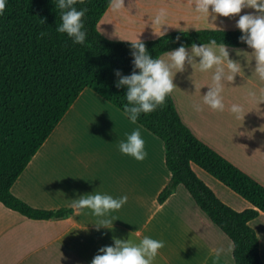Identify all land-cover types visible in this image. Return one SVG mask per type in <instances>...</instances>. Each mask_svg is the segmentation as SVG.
Wrapping results in <instances>:
<instances>
[{
	"label": "crops",
	"instance_id": "crops-1",
	"mask_svg": "<svg viewBox=\"0 0 264 264\" xmlns=\"http://www.w3.org/2000/svg\"><path fill=\"white\" fill-rule=\"evenodd\" d=\"M194 4L195 0H124L120 10L108 8L97 30L110 41L125 43L153 41L173 32L238 30L239 16L225 18L211 9L210 15L200 14ZM161 8L167 10L166 22L157 25L153 19ZM244 14L255 12L245 8L240 15ZM227 48L241 72L223 82L224 111L203 103L214 69L201 72L191 62L174 74L176 88L170 95L182 121L199 140L264 186V81L255 73L251 48ZM188 50L191 55V47ZM233 104L243 108L239 119L230 111ZM137 128L148 154L143 162L119 151V142ZM192 168L223 203L239 212L251 208L199 166ZM170 180L163 141L86 88L11 189L36 209L71 212L61 220H31L0 203V264H91L100 248L114 246V237L138 244L145 236L165 242L153 264H235L232 241L184 186L159 204ZM96 192L128 197L119 211L110 214L111 229H98L100 218L91 210L73 214L72 201ZM249 225L259 239L264 263V213ZM214 249L222 250L218 259Z\"/></svg>",
	"mask_w": 264,
	"mask_h": 264
},
{
	"label": "trees",
	"instance_id": "trees-1",
	"mask_svg": "<svg viewBox=\"0 0 264 264\" xmlns=\"http://www.w3.org/2000/svg\"><path fill=\"white\" fill-rule=\"evenodd\" d=\"M58 0H6L0 16V203L31 220H61L71 210L46 211L31 207L11 189L53 130L86 88L123 112L126 88H117L115 71L134 70L131 43L104 38L97 25L109 0H85L88 33L84 45L73 44L56 28L61 23ZM45 18L40 24L37 17ZM39 33H45L38 39ZM238 30H195L165 34L145 41L158 58L181 45H201L210 39L227 47H246ZM179 37V41H177ZM137 123L163 141L171 180L158 197L164 204L184 186L198 207L234 245L235 264H264L250 222L264 213V186L199 140L182 121L171 95L164 106L141 114ZM196 164L251 204L236 211L223 203L197 176Z\"/></svg>",
	"mask_w": 264,
	"mask_h": 264
},
{
	"label": "clouds",
	"instance_id": "clouds-1",
	"mask_svg": "<svg viewBox=\"0 0 264 264\" xmlns=\"http://www.w3.org/2000/svg\"><path fill=\"white\" fill-rule=\"evenodd\" d=\"M85 0H58L57 8L60 11L61 23L56 28L60 34H67L73 44L84 45L87 39L84 17L88 8L78 9L76 5L84 4ZM195 11L200 14L210 15L211 12L217 16L225 18L239 16L236 27L242 32L241 43L247 44L253 50L251 56L255 60V73L260 80L264 81V0H195ZM108 7L118 11L124 7V0H109ZM253 9L255 14L240 15L242 9ZM6 10V0H0V16ZM167 10L161 8L153 19V23L160 25L166 22ZM40 24L46 22L45 18L37 17ZM45 33H39L41 39ZM179 41V37H177ZM134 70L130 75H123L116 70L115 76L118 78L116 87L126 88V101L123 113L136 124L140 115L150 114L157 108L164 106L166 97L169 96L176 85L174 84V74L185 70L186 62H191L193 66L198 65L201 72H208L214 69L212 75V85L209 91L203 96V103L214 111H224L223 87L224 81H233L236 74L241 72L240 63L229 58V51L224 43H217L216 39H210L208 43L191 45V55L186 46L165 52L158 58H152L148 53L145 43L138 40L131 42ZM241 52L237 51V55ZM248 54V53H246ZM249 55V54H248ZM199 58V63H196ZM227 69V73L225 72ZM196 110H201L199 105ZM230 111L236 118H241L243 108L233 104ZM119 151L133 157L136 161L143 162L147 157L145 142L141 132L137 128L132 131L126 140L119 142ZM128 197L122 196L114 198L108 194L85 195L72 201L71 209L74 215H78L82 210H91L97 218L99 228L111 229V213L119 211L126 203ZM71 219V217H69ZM114 246H105L99 249L91 264H153L159 250L165 247V242L145 236L138 244L129 240L113 238ZM220 249H214L213 255L218 259L221 254Z\"/></svg>",
	"mask_w": 264,
	"mask_h": 264
}]
</instances>
